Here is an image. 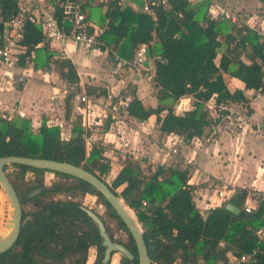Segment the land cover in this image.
I'll use <instances>...</instances> for the list:
<instances>
[{"label":"trees","instance_id":"16d2710c","mask_svg":"<svg viewBox=\"0 0 264 264\" xmlns=\"http://www.w3.org/2000/svg\"><path fill=\"white\" fill-rule=\"evenodd\" d=\"M89 1L57 0L53 6L57 26H61L65 2L81 3L83 9ZM150 1L157 2L155 7H149L152 16L120 7L118 0H107L105 12L100 16L97 39L103 47H118L120 57L124 58L131 55L136 45L148 46L147 57L153 61L150 80L157 104L153 109H145L135 97H129L124 100L126 116L146 122L153 115L160 135H176L185 141L198 139L206 128H215L229 118L231 113L226 106L247 102L241 91L230 93L227 90L222 75L238 80L244 90L264 92V40L246 25L237 28L224 19L207 17L208 2L190 5L189 0H164L163 4L159 0H147L146 3ZM19 9L18 0H0V34L4 23ZM19 44L24 53L17 67L23 68L28 59L35 71L48 70L52 65L61 81L69 86L76 85L74 67L66 59H54L55 54L48 50L40 26L34 20L25 18ZM222 46L223 51L215 62ZM69 98L67 95L65 104ZM182 98L190 100L191 108L177 115L174 107ZM209 101L213 102L215 118L206 108ZM110 123L111 118L107 117L103 132ZM83 138L78 120L72 125L69 137L63 139L57 126L46 125L43 121L37 131L31 133L28 120L15 116L0 118V157H37L66 162L81 167L105 183L109 170L103 157L105 148L93 142L87 151ZM141 164H144L142 160L125 157L122 168L107 185L138 223L150 264H226L227 255L239 257L252 253L248 264H264L262 197H256L255 207L245 213L247 191L235 189L222 205L200 214L192 201L193 187L187 184V169L158 166L147 174ZM10 167L18 170L15 178L29 173L34 180L21 196L12 185L21 206L20 229L15 244L0 254V264H65L71 255L75 257L71 264H84L90 246L96 250L93 264H100L101 238L95 225L80 210L81 203L70 198L74 192L95 197L125 233L127 243L122 245L132 259L121 257L118 264H137L135 248L126 229L90 186L57 173L19 165ZM45 173L70 183L53 184L29 198L32 190L43 188ZM56 195L67 198L41 199ZM26 203L32 206L27 212L23 210ZM225 203H230L240 213L233 216L226 212ZM258 230L263 233L260 240L255 237Z\"/></svg>","mask_w":264,"mask_h":264},{"label":"crops","instance_id":"0c3cea01","mask_svg":"<svg viewBox=\"0 0 264 264\" xmlns=\"http://www.w3.org/2000/svg\"><path fill=\"white\" fill-rule=\"evenodd\" d=\"M56 1L47 0L43 8L53 12ZM118 1L120 7H128L133 13L141 12L152 16L151 12L141 11L147 0ZM191 1L194 3L191 4ZM106 2L107 0H90L83 8L90 25L99 26ZM206 2L207 17L210 18L212 13L217 15L216 19H224L237 28L246 25L259 35L260 40H264V0H220V4L211 0H189L190 5ZM22 3L25 4V17L38 23L41 9L31 6L32 3L28 0H18V6ZM219 13H225L229 19ZM43 35L48 50L55 54L54 59H66L74 67L78 80L76 85L65 84L56 70V75H50L52 72L49 71L56 69L55 66L51 65L48 70H33L32 62L28 59L23 68L17 65L13 68L15 74H21V69L29 73L23 83L0 91V110L8 109L12 117L30 121L29 124L33 123L30 127L32 131L38 129L42 121L46 125L57 126L63 139L69 137L72 125L78 120L84 137H90L105 148L103 157L109 164L106 176L110 182L122 168L125 157L136 159L140 152L145 155L136 160H142L144 164H141V168L145 167L143 170L147 174L158 166L187 169V184L193 187L192 201L200 214L222 205L216 196L218 191H223L228 199L235 189L246 190L248 198L245 204L252 209L255 203L251 195L264 196V92L244 90L238 80L222 75L227 90L230 93L239 90L247 100L245 104L226 106L243 107L246 110V122L241 124L243 126H240V132L235 135L222 132L221 123L215 128H206L200 138L185 141L176 135H160L153 115L146 122H138L125 114L111 119L107 131L103 132L105 120L100 126L95 122L107 114L109 105L135 97L145 109L156 107L155 91L150 80L153 74L151 77L137 75L117 67L111 61V54L124 60L131 59L134 48L131 55L124 58L120 57L118 47L101 45L97 49L87 48L69 40L61 44L49 33ZM222 51L223 46L219 49L215 62ZM22 55L23 53L18 56V60ZM148 65L153 72V61L150 58ZM39 73L45 79L34 80V76ZM65 88L70 97L67 104L62 94H59ZM81 95L90 97L88 105L79 103L78 97ZM52 96L54 100H50ZM190 105L188 98H182L174 107V113L180 115L190 110ZM206 108L210 116L215 118L212 101L206 104ZM124 137L128 139L130 148L138 151L136 155L123 153L120 143ZM85 148L88 151L89 147Z\"/></svg>","mask_w":264,"mask_h":264},{"label":"built area","instance_id":"2783aa9c","mask_svg":"<svg viewBox=\"0 0 264 264\" xmlns=\"http://www.w3.org/2000/svg\"><path fill=\"white\" fill-rule=\"evenodd\" d=\"M31 6L39 7L40 19L38 25L43 34L49 33L52 38H54L59 43L63 44L65 41L69 40L78 45L85 46L87 48L97 49L101 47L97 39V35L100 32V29L97 26L90 25L86 20L84 9L81 7V3H70L65 2L62 5V21L60 22L61 26H57L56 20L53 16V12L48 11L43 8L47 0H28ZM104 1V0H103ZM197 2H205L206 0H196ZM160 4H163L164 0H159ZM119 3V2H118ZM24 3L19 4V11L6 23H4V29L0 34V91L5 87L13 88L14 85L22 84L24 78L29 75L28 72L21 69V74H15L13 68L16 67L18 61V56L21 53H24V48L20 46V36L22 33V27L25 21V8ZM157 5L156 1H150L145 3L141 11L150 12V6L155 7ZM22 6V7H21ZM225 18H229L225 13L221 14ZM217 18L216 14L211 13L210 19L215 20ZM66 23L68 26L64 28L62 24ZM148 46L146 44H139L133 49L132 57L129 60L120 59L115 54H111V61L121 69H127L134 74L151 77L153 74L151 67L148 65L147 58ZM67 88L62 91L63 98L68 94ZM89 96L81 95L78 97L80 104L88 105ZM50 100H54V96L50 97ZM125 102L119 101L118 103L109 105L107 114L103 115L102 119L95 122L96 125L100 126L108 116L113 119L116 118L119 114H125ZM86 112V111H85ZM88 112V111H87ZM12 117L10 111L6 109L0 110V118L9 119ZM89 123V122H88ZM90 126V125H88ZM86 127V126H85ZM87 128V127H86ZM61 136V135H60ZM62 138V137H61ZM85 147H89L92 141L90 137L83 138ZM121 150L124 154H137V150H132L129 146L128 139L125 137L121 141ZM172 153H175L172 150ZM264 193V192H263ZM216 196L223 203L227 198L224 195L223 191L216 192ZM264 197L257 194L256 197ZM252 208L245 204L243 211L245 213H250ZM263 236L261 230L255 232V237L257 240H260ZM252 254H243L239 257H234L232 255H227L226 264H248L252 260ZM199 264V263H198Z\"/></svg>","mask_w":264,"mask_h":264},{"label":"water","instance_id":"95a60500","mask_svg":"<svg viewBox=\"0 0 264 264\" xmlns=\"http://www.w3.org/2000/svg\"><path fill=\"white\" fill-rule=\"evenodd\" d=\"M10 165H19L29 168H35L39 170L48 171L50 173H57L65 175L90 186L102 199L109 205L116 217L122 223L130 236L137 258V264H150L147 257V252L141 237V230L134 219L132 212L123 204L122 200L114 195L108 185L98 179L96 176L83 170L81 167L70 165L66 162L48 160L43 158H31V157H15L7 156L0 157V199L3 198L5 209V232L0 233V254L9 250L16 242L21 220V207L18 202L15 191L11 184L5 177L4 168ZM43 189L32 190L28 197H34L40 194ZM223 209L233 216H237L240 210L231 205L225 203ZM80 210L91 220L97 229V233L101 238V246L104 248L101 264H108L111 255L118 254L127 260L132 259V255L125 249L120 243L111 241L105 232V228L100 219L89 209L80 206ZM3 226V227H4Z\"/></svg>","mask_w":264,"mask_h":264},{"label":"rangeland","instance_id":"374dc122","mask_svg":"<svg viewBox=\"0 0 264 264\" xmlns=\"http://www.w3.org/2000/svg\"><path fill=\"white\" fill-rule=\"evenodd\" d=\"M212 2H216V4H220V0H211ZM225 1V0H223ZM194 3V1H191ZM220 15V14H219ZM223 17V15H220ZM229 19V18H228ZM264 35V34H262ZM51 70V69H50ZM55 68H52L50 72V75H56L55 74ZM34 80H43L44 75L42 73L37 74L36 76H34L33 78ZM62 94V93H59ZM68 95V94H67ZM66 95V96H67ZM65 99V97L63 98ZM241 108V107H240ZM235 107H228V111L231 113L226 120H223V124H222V128L220 130H222V132H226L228 135H235L237 133L240 132L241 127L243 126L241 124H244L246 122V110L242 107L241 109ZM8 110V109H7ZM11 112V111H10ZM30 122V121H29ZM248 124V123H247ZM33 126V123H30V127ZM31 133H35L37 131V129L35 131H32V129L30 128ZM145 154H143L142 152L139 153V155L137 156L136 159H139L140 157L144 156ZM142 169L145 170V167L142 166ZM18 172V170L16 169H12L10 166H8V168L4 171L5 175L7 176V180L9 181V183L11 184V186L13 185L17 195L21 196L23 195V193H25V188L33 183L34 178L32 177L31 174L29 173H25L23 178H15V176L17 175L16 173ZM104 181L106 184L110 183V179L107 178V176H105ZM62 183H70L69 180H62L53 176H48L47 174L43 176L42 179V184L45 186H51L53 184H62ZM116 192H119V189L116 190ZM72 195V194H71ZM253 200L256 198L257 195H251ZM264 197V196H263ZM67 197L65 195H56L54 197H43L41 198L42 201H48V200H63L66 199ZM71 199L80 202L82 205V207H85L86 209H90L93 212H95L100 219L103 221L105 228L107 229L108 234L111 236V238L115 241V242H119L121 244H126L127 243V238L125 233L119 229L118 224L115 220H113L112 218H110L108 212L101 206L98 204L97 200L95 199V197L93 196H82L80 194H78L77 192H74L73 197H70ZM2 202H4L3 198ZM0 199V233L2 232V229L5 227V209H4V205L2 204ZM4 204L6 205V203L4 202ZM32 206L29 203H26L23 205V210L25 212L31 210ZM7 224V223H6ZM5 224V225H6ZM4 226V227H3ZM80 229H84L80 226ZM88 259H86V264H91L92 263V257L94 256V251L93 249L89 250L88 252ZM121 258L120 255L118 254H114L111 257V261L109 264H118L119 259ZM75 259V257H73L72 255L70 256V258L68 260L65 261V264H71L72 261Z\"/></svg>","mask_w":264,"mask_h":264},{"label":"flooded vegetation","instance_id":"af4514ba","mask_svg":"<svg viewBox=\"0 0 264 264\" xmlns=\"http://www.w3.org/2000/svg\"><path fill=\"white\" fill-rule=\"evenodd\" d=\"M45 174H47V175H52V174H49V173H45ZM44 176V175H43ZM53 177H54V175H52ZM42 179H43V177H42ZM43 185V184H42ZM49 187V186H48ZM45 188H47V186H45V185H43V188H40V189H45ZM43 192V191H42ZM41 192V193H42ZM39 195V194H38ZM48 197H54V196H48ZM48 201H50V200H48ZM54 201V200H53ZM82 205V204H81ZM21 207V206H20ZM90 210V209H89ZM90 211H92V210H90ZM100 218V217H99ZM102 222V224H103V226H104V228H105V225H104V223H103V221H101ZM107 229L105 228V232H106V234L108 235V237H109V234H108V232L106 231ZM110 238V237H109ZM111 240V239H110ZM112 241V240H111ZM121 244V243H120ZM122 245V244H121ZM91 249H93V251H94V256L92 257L93 259H92V263L91 264H93V262H94V260H95V256H96V250H95V248L94 247H92V246H90V247H88V249L86 250V256H85V261H84V264H86V259H88V252H89V250H91ZM103 251H104V248H103ZM114 255V254H113ZM102 256H103V252H102ZM111 257H112V255H111ZM101 260H102V258H101ZM110 261H111V258H110ZM110 261L108 262V264L110 263ZM101 264V263H100Z\"/></svg>","mask_w":264,"mask_h":264},{"label":"bare ground","instance_id":"6f19581e","mask_svg":"<svg viewBox=\"0 0 264 264\" xmlns=\"http://www.w3.org/2000/svg\"><path fill=\"white\" fill-rule=\"evenodd\" d=\"M6 225H7V224H6ZM5 229H6V228L4 227V228L2 229V232H5Z\"/></svg>","mask_w":264,"mask_h":264}]
</instances>
